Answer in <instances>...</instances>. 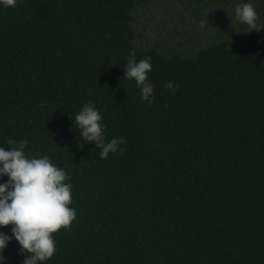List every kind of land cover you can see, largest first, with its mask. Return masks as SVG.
I'll list each match as a JSON object with an SVG mask.
<instances>
[{"label": "trees", "instance_id": "trees-1", "mask_svg": "<svg viewBox=\"0 0 264 264\" xmlns=\"http://www.w3.org/2000/svg\"><path fill=\"white\" fill-rule=\"evenodd\" d=\"M144 1L0 7V145L26 139L72 184L75 218L43 264H264V29L165 54L133 42ZM130 51L150 57L151 103L123 75ZM88 100L123 151L100 158L79 135ZM0 254L26 255L15 239Z\"/></svg>", "mask_w": 264, "mask_h": 264}, {"label": "clouds", "instance_id": "clouds-1", "mask_svg": "<svg viewBox=\"0 0 264 264\" xmlns=\"http://www.w3.org/2000/svg\"><path fill=\"white\" fill-rule=\"evenodd\" d=\"M15 4L16 0H0V7ZM233 11L235 19L246 24L247 30L264 29L251 0H239ZM151 67L150 57L137 60L131 51L122 66L125 78L134 80L140 98L149 103L154 98L153 84L147 78ZM164 87L175 91L177 85L170 79ZM71 119L84 142H94L99 148L100 158H106L110 152L123 151V135L105 140L102 116L92 100L83 103ZM5 142L9 147L0 145V176L7 177L0 182V226L10 225V235L0 231V250L15 239L18 251L26 253L20 264H43L56 251L52 234L61 227L67 229L76 215L75 208L70 206V174L53 163L47 154H26V139L8 137ZM5 260L0 254V264Z\"/></svg>", "mask_w": 264, "mask_h": 264}, {"label": "rangeland", "instance_id": "rangeland-1", "mask_svg": "<svg viewBox=\"0 0 264 264\" xmlns=\"http://www.w3.org/2000/svg\"><path fill=\"white\" fill-rule=\"evenodd\" d=\"M239 0H145L135 4L131 21L133 42L169 54L193 56L199 48L219 39L244 35L247 25L234 17ZM257 20L264 0H251ZM247 30V31H244ZM250 30V29H249Z\"/></svg>", "mask_w": 264, "mask_h": 264}]
</instances>
